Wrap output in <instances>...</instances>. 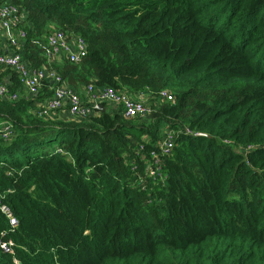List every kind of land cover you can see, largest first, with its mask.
Instances as JSON below:
<instances>
[{"label": "trees", "instance_id": "obj_1", "mask_svg": "<svg viewBox=\"0 0 264 264\" xmlns=\"http://www.w3.org/2000/svg\"><path fill=\"white\" fill-rule=\"evenodd\" d=\"M13 1L31 65L53 26L80 35L87 54L56 66L68 85L143 94L151 112L74 119L7 72L0 195L17 225L0 212V264H264V0Z\"/></svg>", "mask_w": 264, "mask_h": 264}, {"label": "built area", "instance_id": "obj_2", "mask_svg": "<svg viewBox=\"0 0 264 264\" xmlns=\"http://www.w3.org/2000/svg\"><path fill=\"white\" fill-rule=\"evenodd\" d=\"M27 13L24 7L13 0L0 2V96L16 100L19 92L11 91V82L7 81L5 72L15 73L26 94H38L46 83L53 91L52 98L47 103V109L56 112H67L74 119H83L94 114L99 106L109 103L123 106L126 117L145 116L151 112L150 104L143 94L133 97L112 86H95L88 84L81 91L70 87L56 66L65 60L79 62L87 54V44L80 35H73L59 27L53 26L47 33L45 42H40L43 48L44 65H31L25 55L27 30L25 22ZM10 79V78H9ZM85 94V97L82 96ZM163 99L172 100V95L163 90ZM41 113H45L44 110ZM15 135V128L11 123L0 124V140H9ZM175 143V132L168 131L157 143V149L152 152L156 166L148 164V175L155 177L162 166V156L169 154ZM58 151H62L60 147ZM0 212L10 220L12 227L17 225V219L10 207L3 202L0 195ZM0 247L4 251H12L11 243L0 239Z\"/></svg>", "mask_w": 264, "mask_h": 264}, {"label": "crops", "instance_id": "obj_3", "mask_svg": "<svg viewBox=\"0 0 264 264\" xmlns=\"http://www.w3.org/2000/svg\"><path fill=\"white\" fill-rule=\"evenodd\" d=\"M3 77H5L6 79H7V81H10V79H9V75H7V72H5L4 74H3ZM11 83H12V81H10Z\"/></svg>", "mask_w": 264, "mask_h": 264}, {"label": "water", "instance_id": "obj_4", "mask_svg": "<svg viewBox=\"0 0 264 264\" xmlns=\"http://www.w3.org/2000/svg\"><path fill=\"white\" fill-rule=\"evenodd\" d=\"M99 108H100L101 110H105V108H104V105H103V104H101V105L99 106Z\"/></svg>", "mask_w": 264, "mask_h": 264}, {"label": "rangeland", "instance_id": "obj_5", "mask_svg": "<svg viewBox=\"0 0 264 264\" xmlns=\"http://www.w3.org/2000/svg\"><path fill=\"white\" fill-rule=\"evenodd\" d=\"M47 35V34H46ZM46 35H45V38H46ZM44 42H45V40H44ZM63 63V62H62Z\"/></svg>", "mask_w": 264, "mask_h": 264}]
</instances>
